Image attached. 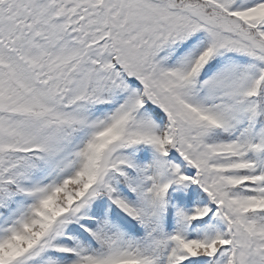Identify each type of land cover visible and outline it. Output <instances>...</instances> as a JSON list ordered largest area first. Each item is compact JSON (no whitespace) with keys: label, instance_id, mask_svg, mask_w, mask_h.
<instances>
[{"label":"snow or ice","instance_id":"obj_1","mask_svg":"<svg viewBox=\"0 0 264 264\" xmlns=\"http://www.w3.org/2000/svg\"><path fill=\"white\" fill-rule=\"evenodd\" d=\"M0 264H264V0H0Z\"/></svg>","mask_w":264,"mask_h":264}]
</instances>
